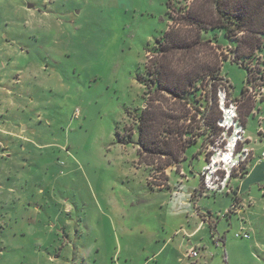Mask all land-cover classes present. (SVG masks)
I'll return each mask as SVG.
<instances>
[{
	"label": "rangeland",
	"instance_id": "374dc122",
	"mask_svg": "<svg viewBox=\"0 0 264 264\" xmlns=\"http://www.w3.org/2000/svg\"><path fill=\"white\" fill-rule=\"evenodd\" d=\"M200 5L0 0V264H264V35L233 60L238 40L210 32L228 57L224 80L207 79L197 95L222 111L218 133L166 168L139 145L146 100L181 110L168 94L146 98L150 51L177 20L171 12ZM164 174L166 186L150 184ZM198 212L206 224L180 245ZM243 230L249 238L236 236Z\"/></svg>",
	"mask_w": 264,
	"mask_h": 264
},
{
	"label": "trees",
	"instance_id": "16d2710c",
	"mask_svg": "<svg viewBox=\"0 0 264 264\" xmlns=\"http://www.w3.org/2000/svg\"><path fill=\"white\" fill-rule=\"evenodd\" d=\"M169 16L171 20L180 21L176 20L150 51L154 57L151 62L148 61L147 75L141 76L140 80L147 88L146 98L150 93L168 94L181 103V110L176 115L161 110V107L153 111L152 102L159 100L154 98L151 103L146 100L145 107L135 116L139 145L148 155L167 157L169 161L164 168L179 163L183 159L179 154L184 153L198 137H210L221 129L222 111L197 95L198 85L202 86L207 79L214 83L224 80L221 67L228 57L217 51L215 47L219 45L210 32L221 29L227 37L238 40V45L232 47L236 53L233 60L253 54L257 47L263 45L264 0H201L199 10L181 7L177 18L172 12ZM177 24L181 27H175ZM183 27L196 30L194 37L184 35ZM245 48L248 50L244 51ZM206 49L209 52L204 55ZM175 52L181 53L180 67L173 60ZM243 65L247 67L245 62ZM157 113L160 119L155 125ZM161 136L163 139H158ZM178 139L181 146L173 150L171 141ZM154 178L157 180L151 179L150 184L161 188L166 186L167 174L163 178Z\"/></svg>",
	"mask_w": 264,
	"mask_h": 264
},
{
	"label": "crops",
	"instance_id": "0c3cea01",
	"mask_svg": "<svg viewBox=\"0 0 264 264\" xmlns=\"http://www.w3.org/2000/svg\"><path fill=\"white\" fill-rule=\"evenodd\" d=\"M264 158V157H263ZM263 158H261V160L263 159ZM260 160V161H261ZM260 161H258V162H260ZM249 172V171H248ZM243 177H245V175L243 176ZM167 185V184H166ZM198 214H199V216L201 217V219H200V222H199V224L196 226V227H189L188 229V231L186 232V234H185V237H180V238H178L177 240H179V244L181 245V243L183 242H185V240H186V238H188L189 237V239L191 240L200 230H201V228H203V227H201V226H204L205 224H206V218H205V215H202L200 212H198ZM209 222H211L212 224H213V221H212V219L211 218H209V220H208ZM215 226V225H214ZM179 229H181V227L179 228ZM244 231V230H243ZM178 231L176 230L175 231V233H173V234H175L177 237L179 236L178 234L179 233H177ZM188 233V234H187ZM188 235V236H187ZM175 238V237H174ZM171 239L172 241L173 240H175V239ZM219 238L220 237H218V235L216 236V239L215 240H219ZM169 239V238H168ZM188 244L189 245H191L192 244V240L191 241H189L188 242ZM192 248H194V246H191V247H189L188 248V250H187V256H189V257H194V256H190L189 255V251L192 249ZM195 248H198L197 246L195 247ZM181 249V248H180ZM199 256V253H198V255L197 256H195V257H198Z\"/></svg>",
	"mask_w": 264,
	"mask_h": 264
},
{
	"label": "built area",
	"instance_id": "2783aa9c",
	"mask_svg": "<svg viewBox=\"0 0 264 264\" xmlns=\"http://www.w3.org/2000/svg\"><path fill=\"white\" fill-rule=\"evenodd\" d=\"M251 86H253V84H251ZM246 88H247V92H248V94H252V96H254L255 95V93H250L251 92V87L250 86H246ZM263 157H264V153H263ZM236 236H242V237H244V238H249L250 237V234H249V232H246V231H240V232H237L236 233ZM189 255L190 256H197L198 255V249L197 248H192L190 251H189Z\"/></svg>",
	"mask_w": 264,
	"mask_h": 264
},
{
	"label": "water",
	"instance_id": "95a60500",
	"mask_svg": "<svg viewBox=\"0 0 264 264\" xmlns=\"http://www.w3.org/2000/svg\"><path fill=\"white\" fill-rule=\"evenodd\" d=\"M248 174V171L245 173V175ZM244 176V175H243ZM243 176H241V178H243Z\"/></svg>",
	"mask_w": 264,
	"mask_h": 264
}]
</instances>
